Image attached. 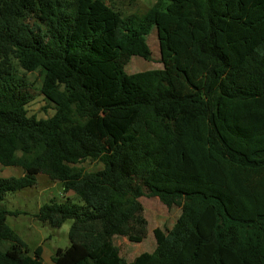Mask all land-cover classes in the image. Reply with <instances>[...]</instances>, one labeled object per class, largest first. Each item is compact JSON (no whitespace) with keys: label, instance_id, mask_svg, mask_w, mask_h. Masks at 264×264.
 Listing matches in <instances>:
<instances>
[{"label":"trees","instance_id":"16d2710c","mask_svg":"<svg viewBox=\"0 0 264 264\" xmlns=\"http://www.w3.org/2000/svg\"><path fill=\"white\" fill-rule=\"evenodd\" d=\"M152 11L163 68L131 74L123 52L152 55L138 16L105 0H0V164L23 170L0 178V204L39 175L59 181L80 201L36 214L74 221L53 264H128L109 238L136 226L115 194L144 196V177L149 196L184 206L133 264H264V0H154ZM18 67L43 71L53 116L29 115ZM90 159L104 167L75 169ZM11 214L0 206V264H44Z\"/></svg>","mask_w":264,"mask_h":264},{"label":"rangeland","instance_id":"374dc122","mask_svg":"<svg viewBox=\"0 0 264 264\" xmlns=\"http://www.w3.org/2000/svg\"><path fill=\"white\" fill-rule=\"evenodd\" d=\"M115 6L125 16L136 15L140 19L137 35L144 45L151 50V59L134 56L123 52L119 62L125 66L128 73H137L152 69L163 68L161 61L160 43L154 20L152 7L154 0H105ZM19 75L27 80V86L33 99L27 105L29 115L37 118H48L55 114L54 104L49 102L42 92L44 73L41 70L28 72L21 67L16 68ZM75 169L84 172L99 171L104 164L98 160H86L74 165ZM23 175L21 167H5L0 164V178H19ZM136 183L145 191V195L135 197L129 191H119L115 194V201L129 213L135 231L127 229L125 232L110 236V242L118 249L124 261L133 264L137 259L143 261L157 247L159 240L166 235L178 221L184 201H176L170 206L165 205L158 197L149 196L150 188L144 177H137ZM76 201L78 196L73 192H65L63 184L53 181L46 175H39L32 187L10 192L0 206L12 212L7 223L15 229L31 250L43 246V263L53 264V257L58 248H66L71 244L70 229L73 219L67 220L62 227L53 228L42 223L36 214L42 205L52 201ZM134 200V201H133ZM145 231V234H140ZM75 241L86 242L82 233L74 237ZM5 247V245L3 246ZM140 261V262H141Z\"/></svg>","mask_w":264,"mask_h":264}]
</instances>
